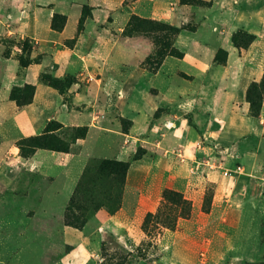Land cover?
<instances>
[{
    "label": "rangeland",
    "instance_id": "obj_1",
    "mask_svg": "<svg viewBox=\"0 0 264 264\" xmlns=\"http://www.w3.org/2000/svg\"><path fill=\"white\" fill-rule=\"evenodd\" d=\"M36 1L26 2L23 13L20 8L16 17L0 11V59L14 56L3 62L0 75L8 82L24 78L42 83V73L60 77L55 71L59 61L62 69L77 66V73L61 79L81 86L88 81L98 85L96 102L88 107L93 114L87 125L99 128L113 123L120 131L87 137L88 126L64 125L55 118L67 110L88 111L82 103L74 105L70 91L74 83L62 90L51 87L52 107L40 102L28 110L36 89L33 93L27 83L15 85L6 97L0 93L4 98H0V264H62L79 242L91 251L96 264H264V141L258 145L254 135L246 134L230 143L232 148L224 153L220 150L223 145L216 151L207 148L208 138L170 141L177 134L194 132L192 113L183 102L195 99L202 109L197 116V128L202 131L206 118L224 123L234 111V101H242L246 95L240 85L245 79L242 69L230 67L236 60L230 41L226 44L219 36L210 37L207 23L194 41L187 37L213 14L215 0H170L163 5L166 8L157 4L160 0H112L107 30H103L109 45L102 58L89 62L87 68L78 60L69 64L67 50L60 51L57 60L52 53L55 46L44 49L39 40L27 35L23 25L39 37L45 35L50 9L51 28L65 31L63 46L72 48L91 17V7L55 0V12L52 0H38L45 8H36ZM241 1L243 5L234 11L245 14L249 8ZM180 5L193 6L190 14L182 17ZM33 8L37 10L31 13ZM202 9L207 13L205 19L196 13ZM34 14L37 16L31 18ZM104 16L98 12L97 20ZM142 19L174 26L177 31L163 30L162 25L155 27ZM252 27L235 30L231 40L237 32L254 36L252 42L237 49L257 69L258 81L264 70V34L257 37ZM226 30L221 26L214 33L225 37ZM202 36L210 40L205 43ZM88 38H94L93 33ZM21 53L46 59L42 66H24ZM185 53L188 60L183 61ZM201 54L212 69L204 86L200 81L206 76L201 71L195 79L186 72L196 70L192 56ZM225 60L228 64L221 65ZM133 74L136 81L128 85ZM128 87L133 92L125 98L122 91ZM10 102L11 108L5 107ZM249 115L263 123L264 107L259 116H252L250 109ZM26 118L33 122L34 134H26ZM59 124L60 128L46 131ZM263 128L258 125V137L264 135ZM47 146L66 147L77 157L59 177L28 174L26 162L38 149L58 151ZM216 152L224 160L233 153L231 163L209 160ZM107 160L124 162L126 170L119 176L111 170L99 172L98 163ZM241 178L247 181L240 183ZM237 186L242 187L241 193L233 191ZM165 191L173 194L165 196ZM113 215H117L120 234L100 226ZM67 217L85 223L78 228L67 225ZM64 226L83 233L76 239L69 237ZM167 246L175 249L170 252Z\"/></svg>",
    "mask_w": 264,
    "mask_h": 264
},
{
    "label": "crops",
    "instance_id": "obj_2",
    "mask_svg": "<svg viewBox=\"0 0 264 264\" xmlns=\"http://www.w3.org/2000/svg\"><path fill=\"white\" fill-rule=\"evenodd\" d=\"M54 1L55 0H52L53 4H54ZM71 1H72L71 3L73 5H76V6L77 5L80 6L81 4H82L81 6H83L85 4V5L91 7V17H89L87 19V21L85 22L84 30L80 33L77 41L75 42V44L72 48L63 46V45H65V43H64L65 40H63L62 35H64V33H66L65 31L62 33H60V32L58 33L51 28V17L53 15V11H50V9L47 13L49 15H47L45 17L48 20L47 26L45 28L46 29L45 35H42L39 37L36 35L35 32H32V30L27 29L25 27V24L23 26L26 29L27 35H31L33 38L39 40L41 42V44H43L44 49H46L49 45L55 46V48L52 47L53 51H54L52 53H53L54 57L57 58V60H58L57 54L60 51L67 50L70 52L69 64H71L75 61L77 62V60H78V62H80L82 65L84 64L83 66L86 67L89 65L88 64L89 62L95 61L97 59H101L103 54H104L103 50H104L105 46L109 45V37L106 36V33L103 30H105V31L107 30L108 21L106 18H107V15L109 14V6L111 5L112 0H71ZM121 1L122 0H120V2ZM243 1L247 2V6L249 8L245 14L238 13V12L234 11V7H241V5H243V4H241V2H242L241 0H229L228 2L221 1V0H215L217 7H216L215 11H213V14L211 13L212 15L210 17H207V19L204 20L203 23H201V26L198 27L196 31L190 32L187 37L190 38V41H194L195 36L199 34L198 31L200 32V30L203 29V25L205 23H207L208 24L207 29L209 30L208 35L210 37L211 36H219V37H221V40L223 42L225 41L226 44H228L230 41V43H231L230 44L231 45L230 50L232 52H234V56L236 57V60L231 62L230 67L238 66L239 69H242L243 75H241V74L240 75L241 76L245 75V79H243V83H241L240 85L244 89V92L246 93L249 84L252 81H255V79L257 77V69L249 66L246 63V60H247L246 53H244V54L240 53L239 49H237V47H235V45L233 44V42L231 40V36L235 30L241 28L242 26H249V25L253 24V27L251 28V30L256 33L257 37H259V38L263 37L262 35L264 34V0H243ZM26 2H29V0H0V11H3V12L7 11V12H9V15L11 17H16L18 14V10L20 8H23V9L19 10V13L20 12L23 13L24 4ZM156 2H157V4L160 5L161 8H163V7L166 8V6H163V5H165L166 2H170V0H160V1H156ZM15 5H16V7H15ZM35 6H36V8L42 7V6L45 8V6L41 3H39L38 0L36 1ZM53 6H54V11L57 12L55 9V4ZM36 8L30 9V12L33 13L35 10H37ZM191 8H193V6L180 5L179 9L181 10V16L185 17V14H190V11H192ZM151 9H153V7ZM202 11L203 12H199L196 10L197 16H201V17L203 16L202 19H205L204 15H207V13L204 12L205 11L204 9H202ZM98 12H100V13L102 12L103 14H105L104 20H102V21L97 20V13ZM59 13H63V12H59ZM63 14H65V13H63ZM36 16L37 15H35V14L30 15L31 18H35ZM187 16L188 15H186V18H187ZM21 18H22V16H21ZM23 18H25V17H23ZM23 18H22V20H23ZM207 20H208V22H206ZM221 26L227 28V30L225 31V37L218 35V33H216V34L214 33L215 30H216V32H219L217 30ZM88 29H90V32L87 31ZM92 33L94 35V38L89 39L88 37ZM221 34H224V33H221ZM65 38H67V37H64V39ZM202 40H204L205 43H207L206 41H208L210 39L207 36H202ZM220 50H222V48ZM44 52H46V50H44ZM101 52H102V54H100ZM226 55H227L226 58L228 59L229 53L227 52ZM49 56H51V55H49ZM49 56H48V58H50ZM188 56H190V55H188ZM197 56L198 57L192 56V61H191V65H193L194 68H196V70L192 69V70H188L186 72H188L189 75L192 76L191 77L192 79H195V78H198L200 76V74H198L197 72L201 71L202 74H204L206 76V80H204V78H203V80L200 81L201 85L204 86L208 81L207 76L211 73V72L209 73V71H211L212 69H211L210 65L205 63L206 60H204L201 57L202 54L200 56L199 55H197ZM35 57H37L39 59L32 64L41 63V66H42L43 62L46 58L44 57V59H42L43 57H41L39 55L32 56L31 58H35ZM11 58L14 59V56L11 55V57H9V58L2 57L0 59V68L1 67L3 68V62L5 60L11 59ZM80 59L83 60L84 62L81 61ZM39 60H41V61L38 62ZM181 60H183V61L188 60L186 53ZM226 60L224 62H222L221 65H227L228 63L226 62ZM59 63L61 64L60 67L55 70V71L58 70L56 74H60L59 78H64L67 75H73V74L78 72L77 66H74V67L68 69V65H67L66 69H62L63 64L60 61H59ZM81 64L79 66H81ZM83 70L84 69H82V71ZM88 72H90V71H88ZM39 73H40V71H39ZM83 73L85 75V72H83ZM263 73H264V70H263ZM87 74L88 73H86L85 76H87ZM96 74H98V72ZM222 74L224 76H227L224 74V72H222ZM17 75H19V73ZM212 75H210V76L212 77ZM38 76H39V74H38ZM13 77H15V76H13ZM135 81H136V75L133 74L130 76V78L128 80V85H129V83L134 84ZM88 82H89V84L84 85V86H81V84L79 82H75L73 84V87H71V89H70V91L73 93L74 105L77 106V105L82 103V104H84V106H86V110H88V111L79 112L80 113L79 114L78 112L76 113V111L72 112V111L67 110V111L61 113L60 115H58L57 117H55V118L61 120L60 122L63 123L64 125L72 124V126H88L87 125L88 120H91V115L93 114V110L91 111L90 108H88V107L91 105V103L96 102V100H95L97 97L96 95L99 92L97 84H95L94 82H90V81H88ZM26 83L27 84H34L36 86V93H35L34 102L27 107L28 110L33 108L36 104H38L40 102L43 105H45L46 107H47V105L49 106V104L51 103L50 105L52 107L53 100L51 98H49L48 96L51 93L53 94L54 90L50 86H48L46 84H42L43 82L42 83H40V82L31 83L29 80L24 79V78H22L21 80H18V79L17 80L16 79L11 80L10 79L8 82L7 77L5 75H0V93L2 92V96L6 97L7 94L10 93V90L15 85L21 86V85H24ZM236 83H239V82H236ZM226 85H228V84H226ZM132 92H133L132 87H128L127 90L124 89L122 91V96L127 98V96L129 97L132 94ZM3 97H0L2 101L4 99ZM194 100L195 99H192L191 101L188 100V101L183 102V104H182V105H184V107H186L192 113L193 122L191 125L194 127V132L193 131L191 132L189 130L185 133L186 134L185 136H183L182 134L181 135L177 134V137H176V135L174 137L172 136L171 137L172 139L170 140L171 142L176 141L180 137H181V141L187 142V143L188 142H194L197 139H201V138H208L211 142L206 143L207 148H210V149H213L214 151H216V149H218L220 147L219 145H223V148L220 150H222V152L224 153L228 150L230 151V148H232L230 143L231 144L234 143L235 140L243 137L246 134L254 135L255 137H252V138L256 142L259 141L258 145H261L262 141H264V135H261L260 137H258V135H259L258 125L264 127V115L261 118L263 123H260L259 121L253 119L249 115V103L246 101V95H245V98L242 99V101L241 100H239L237 102L234 101V103H235L234 107H233L234 111H233L232 115H230L229 117H225L224 123L213 122L209 118H206V121H205L206 127L202 131H200L199 128H197V121H198L197 116L201 113L202 109H200L198 107V105L196 104V102ZM65 104L67 105V103H65ZM153 105L154 104H152L150 107L152 108ZM5 107L11 108V102L9 104H6ZM140 108H141V112H142V110H143L142 106H140L138 109H140ZM140 113L137 115L135 120L142 114V113L141 114ZM212 119H213V117H212ZM44 121H45V119H44ZM26 125H27V127L25 128L26 134L27 135L34 134V132L36 130L34 128L33 122H29L28 119L26 118ZM134 125H135V121L133 123V129H134ZM187 130H188V128H187ZM119 131H120L119 125L118 124L114 125L113 123H110L109 125H107L105 127H99V128H97L96 126L95 127L88 126L87 137H90L93 134H98L99 132L104 133V134L107 133L109 135H116V133H119ZM258 138H260V139H258ZM78 144L79 143L74 144V145H78ZM250 145H249V147L252 146V145L251 146ZM217 154H218L217 152H216V154L213 153L209 160L214 161V159H218L222 165H224V164L228 165L231 163V157H232L233 153L228 155V158H226V160L222 159ZM76 157H77L76 153L73 151H50V150H46V149H38L35 152V154L27 160L26 167L28 170V174H31V175L32 174L33 175L34 174L42 175V173H45L48 176L59 177L63 172H66L72 166ZM13 158H15V157H13ZM243 179L244 178L240 179V183H245L247 181L246 178L244 180ZM237 187H238L237 189H236V187L235 188L233 187V191H236L237 193H241L243 190L242 187H241V189H240V186H237ZM251 198L256 200V201L258 199V198H256V196L255 197L252 196ZM15 200H18V198H15ZM115 218H117V215L116 216L115 215L110 216L104 222H101L100 226L102 227V229L104 227H108L112 231H114L115 233L120 234V230L118 229V225H117V220ZM62 230H63L65 235H67L69 237H74L75 239H76V237L79 238L81 236V233H83L81 231L77 232V231H75V230H73L67 226H64ZM79 243L77 245L76 244L74 245L75 248L73 250H71V253L66 258L65 262L62 261V264L63 263L64 264H96V261L94 262L93 260H91V256H90L91 251H89L85 246L79 245ZM167 247H169L168 249L170 252L173 249H175L173 246H167ZM136 264H145V263L137 262Z\"/></svg>",
    "mask_w": 264,
    "mask_h": 264
},
{
    "label": "trees",
    "instance_id": "obj_3",
    "mask_svg": "<svg viewBox=\"0 0 264 264\" xmlns=\"http://www.w3.org/2000/svg\"><path fill=\"white\" fill-rule=\"evenodd\" d=\"M56 17V16H55ZM136 19H139L135 16ZM143 22L148 23L150 25H153L155 27L161 26L163 30L175 32L177 31V28L174 26H166L164 24H160L158 22H154L152 20L142 19ZM132 20L129 22V25L131 24ZM254 36L252 34H241L240 32L235 33L233 36V43L235 47H240L248 45L250 42L254 40ZM20 60L22 65L28 66L38 60L37 57L35 58H29L25 57L24 53L20 54ZM41 81L57 90H62L66 85L74 83L73 80H70L68 78L61 79L58 77H54L51 74L48 73H42L41 74ZM29 88L33 90V93L35 92V85L33 84H27ZM67 99V98H65ZM68 101V100H67ZM246 101L249 103V109L252 116H259L262 108L264 107V73L260 80L258 81H252L247 89L246 92ZM62 125H58L56 128H51L50 126L47 127L46 131H54L58 128H60ZM46 147V146H45ZM47 148L54 149V150H60V151H67L66 147L61 148H54V146H47ZM127 165L124 162H119L116 160H107V161H101L98 163V171H106L111 170L113 171L117 176L121 174V172H124L126 170ZM168 193L173 194L170 191H165V196L168 195ZM85 223V220H82L81 222L77 217H67V225L75 226V227H81Z\"/></svg>",
    "mask_w": 264,
    "mask_h": 264
},
{
    "label": "built area",
    "instance_id": "obj_4",
    "mask_svg": "<svg viewBox=\"0 0 264 264\" xmlns=\"http://www.w3.org/2000/svg\"><path fill=\"white\" fill-rule=\"evenodd\" d=\"M239 170H240V167H239Z\"/></svg>",
    "mask_w": 264,
    "mask_h": 264
}]
</instances>
